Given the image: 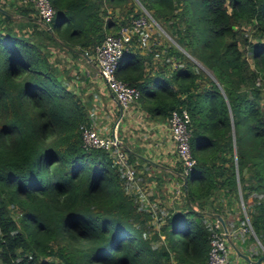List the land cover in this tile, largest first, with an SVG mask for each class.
Instances as JSON below:
<instances>
[{
  "label": "trees",
  "instance_id": "obj_1",
  "mask_svg": "<svg viewBox=\"0 0 264 264\" xmlns=\"http://www.w3.org/2000/svg\"><path fill=\"white\" fill-rule=\"evenodd\" d=\"M136 1L211 69L220 87L172 45L163 48L177 60L171 76L164 63L161 73L145 78L161 89L164 115L174 108L189 114L196 163L185 176L186 196L203 207L217 192L208 209L221 215L241 198L264 247V0ZM136 1L50 0L51 28L73 20L55 32L60 43L43 26L13 32L14 20L0 13V264H206L203 215L179 209L149 234L150 214L125 192L112 158L81 147L85 111L48 62L49 45L73 52L99 43L107 7L106 32L144 15ZM0 6L24 15L32 10L20 0H0ZM119 66L117 76L139 89ZM127 68L143 71L135 56Z\"/></svg>",
  "mask_w": 264,
  "mask_h": 264
},
{
  "label": "crops",
  "instance_id": "obj_2",
  "mask_svg": "<svg viewBox=\"0 0 264 264\" xmlns=\"http://www.w3.org/2000/svg\"><path fill=\"white\" fill-rule=\"evenodd\" d=\"M2 2L6 3L7 0H2ZM3 8L10 11L15 17H12L14 21L11 23L13 32L40 31L42 27L39 26H43L56 42H61L55 32L63 28L64 22H57V30H54L40 22L31 6L29 8L32 10L27 12L26 15L13 10L16 8L15 6L12 7L13 9ZM109 12V7H107L105 14H101L103 18L101 28H103L105 34L115 32L121 26L116 25L114 29L108 26L110 30L105 31V23L111 22ZM156 26L151 24L147 28L146 35L148 36L146 42L133 43L132 46L123 51L119 58L120 69L118 72L123 71L122 74L125 73V76L130 77L134 82H138L141 91L139 99L125 108H121L115 103L97 73L94 48L101 41L84 48L76 46L73 52L58 44L49 45L47 47L48 62L57 69V78L63 82L69 92L75 94L78 103L84 109L86 116L82 123H87L101 134H111L115 130L120 145L125 149L128 159L136 171V186L125 183V192L134 196L135 201L143 208L142 210L149 212L150 220L159 226L168 214L170 215L179 209L187 211V207H189L203 215V224L209 228L210 222L217 220L208 214L213 212L208 207L212 201L215 202L217 200H213L217 192L213 196H209L203 207H199L198 202H192L189 196H186L185 180L181 175L174 145L170 140L167 129V118L169 115H164L158 105L159 102H164V100L160 101L157 95L161 89L154 83V79L145 80L146 77L152 78L161 73L164 63H166L165 68L167 69L164 75L168 78L171 76L173 65L177 61L173 56L163 54L162 45L164 44H162L158 33L156 34L158 28ZM155 29L156 32H154ZM93 34L94 32L90 31V35ZM151 35L152 37L150 38ZM169 55H172V53H169ZM134 56L141 60L142 73L139 72L138 74L136 71L126 70ZM169 89L170 91H175L176 86L173 82L169 84ZM179 184H181V189L175 188ZM140 194H144L147 204L142 201L141 205L136 200V197L140 199ZM183 203H186V206ZM238 203L242 204L240 206L241 215L245 219L244 223L238 221L240 220L239 211L234 214V217L233 214H229V211L233 209L232 207L224 206V215H219L223 218L225 227L233 232L229 236L231 241L229 260L236 264H249L251 262H247L240 257L234 247L247 255L251 261H255L259 256L263 255L264 249L262 248V251L254 243L256 239L252 234L253 230L247 225L248 218L241 198H239ZM152 207L155 210V214L152 212L153 215L151 213ZM226 214L228 215L227 217ZM252 237L254 240H251ZM258 264H264V258Z\"/></svg>",
  "mask_w": 264,
  "mask_h": 264
},
{
  "label": "built area",
  "instance_id": "obj_3",
  "mask_svg": "<svg viewBox=\"0 0 264 264\" xmlns=\"http://www.w3.org/2000/svg\"><path fill=\"white\" fill-rule=\"evenodd\" d=\"M23 4L31 6L42 23L51 21L54 15V8L50 0H20ZM144 15L133 19L128 24L118 27L114 33L105 34L103 39L94 48L95 64L97 73L104 83L112 99L121 108H125L140 97L137 87L127 83L117 76L118 61L128 47L133 43H144L147 41V28L155 21L146 12ZM176 67V63L173 68ZM167 129L170 140L174 145L176 160L180 166L181 175L185 178L187 173L195 165L196 159L193 156L190 138L191 123L190 117L185 108H174L167 118ZM80 144L85 150L95 149L105 151L113 161L114 167L122 174L123 184L136 186L135 167L130 163L125 149L120 145L115 130L111 134H101L87 123L79 125ZM175 188L181 189V184ZM182 193V192H180ZM138 200L147 204L144 194H140ZM139 208L143 209L140 204ZM155 214L152 207L151 213ZM152 213V215H153ZM248 225V222H247ZM208 236V257L206 264H236L229 260L230 241L229 236L233 233L228 228L224 229L217 220H213L209 225ZM258 242V241H257ZM170 264H176L172 259Z\"/></svg>",
  "mask_w": 264,
  "mask_h": 264
},
{
  "label": "rangeland",
  "instance_id": "obj_4",
  "mask_svg": "<svg viewBox=\"0 0 264 264\" xmlns=\"http://www.w3.org/2000/svg\"><path fill=\"white\" fill-rule=\"evenodd\" d=\"M136 1V0H135ZM136 3L139 5V7H140V9L143 11V12H146V10L143 8V6L142 5H140L139 4V2L138 1H136ZM131 4V2L130 1H127L126 2V7H125V10L126 9H128ZM109 10L110 11H112V9L111 8H109ZM121 10V9H120ZM122 11V10H121ZM64 23H63V27L65 28V27H70V25H72V23H73V20L72 19H66V20H64L63 21ZM157 27V26H156ZM179 28L182 30L183 29V25L181 24L180 26H179ZM241 29L243 30V27H241ZM245 32H246V34L248 35V37L249 38H251V35H250V31L251 32H253V29H252V27H251V29H250V31H248L247 30V28H246V30H244ZM154 32H156V29L154 30ZM158 33V35H159V38L161 39V41H162V44H164V45H162V48H164L165 46L166 47H168L169 45H172L175 49H179L183 54H185L190 60H192V62H193V64H194V66H193V69H194V71H196V69L197 70H201L206 76H207V78H209V79H212L214 82H215V84L219 87V85H218V83H217V81H216V79H215V77H214V75H213V73H212V71H211V69H209V68H207V67H205L201 62H199L198 60H196L195 58H193L192 56H190L182 47H180L176 42H175V40H176V37H178V36H172V35H170L167 31H165L162 27L160 28V27H158L157 28V32H156V34ZM250 35V36H249ZM152 37V35L150 36V38ZM160 42V41H159ZM161 43V42H160ZM247 59H248V62H249V64H250V66H252V64H251V58L249 57V54L247 55ZM176 67H178V64L176 63ZM175 67V68H176ZM195 67V68H194ZM172 70H174V68L172 69ZM197 72V71H196ZM204 74H200V76H202L204 79H205V75ZM219 89H220V87H219ZM121 174V173H120ZM121 176H122V174H121ZM122 178H123V176H122ZM241 204V203H240ZM240 204L239 203H237L236 205H229V207H232L233 209L232 210H230L229 212V214H233V217H234V214L237 212V211H239L240 212V220H238V221H242L243 223H244V221H245V219H244V217H243V215H241V206H242V204H241V206H240ZM228 215L226 214V217H227ZM243 217V218H242ZM237 221V220H236ZM150 224H152V226H153V228H152V230L150 231V233L149 234H151L153 231H155V230H158V227L159 226H157L152 220H149L148 221ZM236 223V222H235ZM237 225V224H236ZM248 231V230H247ZM250 233H251V231H250ZM252 234H253V236L255 237V239L256 240H254L253 239V237H252V239L251 240H254V243H256V245L259 247V249H261L262 250V248L264 249V247H263V245L261 244V242L257 239V237L255 236V234L253 233V231H252ZM250 235V234H249ZM162 237V239H163V236H161ZM159 241L160 240H158V241H150V245L152 246V247H156L157 245H158V243H159ZM258 241V242H257ZM263 251V250H262Z\"/></svg>",
  "mask_w": 264,
  "mask_h": 264
},
{
  "label": "water",
  "instance_id": "obj_5",
  "mask_svg": "<svg viewBox=\"0 0 264 264\" xmlns=\"http://www.w3.org/2000/svg\"><path fill=\"white\" fill-rule=\"evenodd\" d=\"M0 13L3 14V15H6L7 17H10V18L13 17V15H12L7 9H5V8H3V7H1V6H0ZM46 26H47V25H46ZM184 180H185V178H184ZM208 214H209L210 216L216 218V219L220 222L221 226H222L224 229H226V227H225V223H224V220H223V218H222L218 213L211 212V213H208ZM229 241H230V240H229ZM230 242H231V241H230ZM234 248H235V250L237 251V254H238L240 257H242L243 259H245L247 262H251V263H249V264H258V263L260 262V260L264 258V253H263V255L259 256L255 261H251L250 258H249L247 255L241 253V252L238 250V248H236V247H234Z\"/></svg>",
  "mask_w": 264,
  "mask_h": 264
},
{
  "label": "clouds",
  "instance_id": "obj_6",
  "mask_svg": "<svg viewBox=\"0 0 264 264\" xmlns=\"http://www.w3.org/2000/svg\"><path fill=\"white\" fill-rule=\"evenodd\" d=\"M10 12V11H9ZM11 13V12H10ZM148 13V12H147ZM12 14V13H11ZM149 14V13H148ZM13 15V14H12ZM150 15V14H149ZM151 16V15H150ZM14 17V16H13ZM15 18V17H14ZM152 18V17H151ZM153 19V18H152ZM154 20V19H153ZM41 22V21H40ZM42 23V22H41ZM155 23H156V25H157V27H160L161 28V26L155 21ZM45 26L47 25V26H49V24H47V23H43ZM50 27V26H49ZM114 33V32H113ZM163 51V50H162ZM247 222H248V220H247ZM248 226L250 227V225H249V222H248Z\"/></svg>",
  "mask_w": 264,
  "mask_h": 264
}]
</instances>
